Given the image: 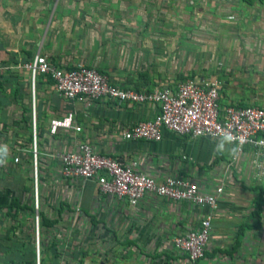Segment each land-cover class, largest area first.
<instances>
[{
  "label": "crops",
  "instance_id": "crops-1",
  "mask_svg": "<svg viewBox=\"0 0 264 264\" xmlns=\"http://www.w3.org/2000/svg\"><path fill=\"white\" fill-rule=\"evenodd\" d=\"M45 1L0 0V66L6 67L0 70V264H264L259 149L245 145L233 159L234 146L226 139L168 132L159 141L125 139L122 130L153 118L157 105L67 99L47 75L38 74L32 82L30 72L19 65L39 53L67 67H95L115 84L138 91L174 89L187 78L222 74L228 76L220 75L222 103L264 106V0H211L208 23L217 74L208 77H183L187 67L175 62L179 57L164 40L171 25L156 30L153 21L140 19L138 8L128 9L123 0H84L82 5L78 0ZM204 39L202 33L203 58ZM32 108L42 213L38 231L36 211L29 209ZM70 110L80 131L51 133L50 119ZM81 141L123 162L137 160L138 169L157 181L181 175L208 192L222 184L204 256L191 261L171 242L199 225L204 208L154 194L129 205L101 193L94 179L63 177L55 153Z\"/></svg>",
  "mask_w": 264,
  "mask_h": 264
},
{
  "label": "built area",
  "instance_id": "built-area-1",
  "mask_svg": "<svg viewBox=\"0 0 264 264\" xmlns=\"http://www.w3.org/2000/svg\"><path fill=\"white\" fill-rule=\"evenodd\" d=\"M19 65L30 72L32 82L38 74L47 75L55 90L67 99L91 102L105 98L116 103L150 102L157 105L158 110L153 118L138 120L122 130L121 135L125 139L159 141L167 132L226 139L234 146L233 159L245 145H250L259 149L260 161L256 167H264V106L222 103V80L218 76L187 78L179 81L174 89L157 86L138 91L115 84L95 67L82 63L67 67L39 53ZM5 68L0 66V70ZM30 126L32 203L36 211L35 228L38 231L40 193L34 108ZM59 128L80 131L81 126L75 122L72 110L61 117L50 119L49 131L55 133ZM55 156L61 163L63 177L94 179L101 193L125 199L129 205H136L146 194H154L175 201H189L204 208L206 211L197 227L188 228L171 239L174 248L186 253L189 260L196 261L204 256L210 238L213 212L223 191L222 184L208 192L202 191L189 177L181 175H168L162 181H157L152 175L138 169L137 160L123 162L112 155L100 154L89 141H81L74 149L57 152ZM14 160L18 161V157Z\"/></svg>",
  "mask_w": 264,
  "mask_h": 264
},
{
  "label": "rangeland",
  "instance_id": "rangeland-1",
  "mask_svg": "<svg viewBox=\"0 0 264 264\" xmlns=\"http://www.w3.org/2000/svg\"><path fill=\"white\" fill-rule=\"evenodd\" d=\"M83 1L78 0V3L82 5ZM106 1L92 0L93 3L97 4H103ZM25 2H28V0H23V2L16 0V3L25 4ZM45 2L49 3L50 0ZM123 2L128 5V9L138 8L139 18L153 21L156 30L160 32L165 28L157 26L171 25V28L166 26V30L171 29V32H167L165 35L167 39L164 40L168 44L171 42L174 57H179L175 62L187 67V75H183V77L200 74L208 77L217 74L211 56L212 24L208 23L212 19L211 0H205V3H203V0H123ZM70 3H73V1ZM202 22H204V28H202ZM202 33L205 37L204 46L207 49L204 58L202 56ZM198 43L201 44L200 55L197 54ZM181 50H184L182 55ZM202 75L197 77H202ZM220 75L222 74H219L221 80L223 77L228 78V76L222 75V77ZM250 87L255 88L254 85H250Z\"/></svg>",
  "mask_w": 264,
  "mask_h": 264
},
{
  "label": "trees",
  "instance_id": "trees-1",
  "mask_svg": "<svg viewBox=\"0 0 264 264\" xmlns=\"http://www.w3.org/2000/svg\"><path fill=\"white\" fill-rule=\"evenodd\" d=\"M29 209H30L32 212H34V213H35V209H34V207H33V206L29 207ZM38 210H39V209H38ZM41 214H42V213H41V211L39 210V212H38V215H39V216H41ZM41 217H42V216H41ZM41 217H40V219H39V220H41ZM45 222H46V223H49L50 221L48 222L47 220H45ZM40 223H41V221H40Z\"/></svg>",
  "mask_w": 264,
  "mask_h": 264
}]
</instances>
